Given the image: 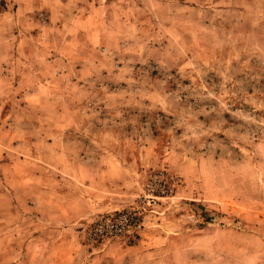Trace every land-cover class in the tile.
Listing matches in <instances>:
<instances>
[{"label": "rangeland", "instance_id": "obj_1", "mask_svg": "<svg viewBox=\"0 0 264 264\" xmlns=\"http://www.w3.org/2000/svg\"><path fill=\"white\" fill-rule=\"evenodd\" d=\"M0 264H264V0H0Z\"/></svg>", "mask_w": 264, "mask_h": 264}, {"label": "crops", "instance_id": "obj_2", "mask_svg": "<svg viewBox=\"0 0 264 264\" xmlns=\"http://www.w3.org/2000/svg\"><path fill=\"white\" fill-rule=\"evenodd\" d=\"M44 198V197H43ZM18 204H15V206H17ZM77 205H79V204H76L75 203V200L73 201V202H69V203H67L66 204V206H67V212H65V214H66V218L68 219L69 218V221H73L74 219H76V218H78V217H80V216H85V217H87V216H89L90 215V213H85V214H82V212L81 211H78V210H76L77 208H79V209H81V207L80 206H77ZM82 205V204H81ZM29 206H32V205H29ZM34 206H41L42 207V209L43 210H48V208H49V206H50V204H48V202H42L41 204H37V205H34ZM87 207V206H86ZM103 207H105L104 205H103ZM103 207H99V209H97L95 212H98V211H100V210H102L103 209ZM82 210V209H81ZM42 211V210H41ZM43 212V211H42ZM83 212H84V210H83Z\"/></svg>", "mask_w": 264, "mask_h": 264}, {"label": "built area", "instance_id": "obj_3", "mask_svg": "<svg viewBox=\"0 0 264 264\" xmlns=\"http://www.w3.org/2000/svg\"><path fill=\"white\" fill-rule=\"evenodd\" d=\"M130 221L124 214L116 218L111 222L110 229L116 233H122V231L129 225Z\"/></svg>", "mask_w": 264, "mask_h": 264}]
</instances>
